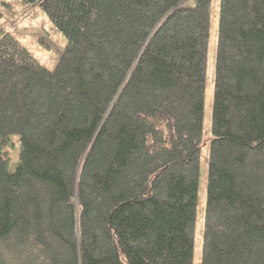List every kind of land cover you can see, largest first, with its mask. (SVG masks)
<instances>
[{
  "label": "trees",
  "instance_id": "1",
  "mask_svg": "<svg viewBox=\"0 0 264 264\" xmlns=\"http://www.w3.org/2000/svg\"><path fill=\"white\" fill-rule=\"evenodd\" d=\"M26 1L67 44L0 22V264H193L211 0ZM208 160L202 264H264V0H220Z\"/></svg>",
  "mask_w": 264,
  "mask_h": 264
},
{
  "label": "rangeland",
  "instance_id": "2",
  "mask_svg": "<svg viewBox=\"0 0 264 264\" xmlns=\"http://www.w3.org/2000/svg\"><path fill=\"white\" fill-rule=\"evenodd\" d=\"M197 0H186L194 6ZM220 0H211L210 38L207 53L206 91L203 115L204 142L201 146L197 219L193 264H202L203 226L207 201L209 166V137L211 136L212 107L214 101L216 50L219 27ZM0 22L11 30L40 60L53 69L63 55L67 39L58 30L40 5H31L26 0H0ZM9 168L14 169L19 161L20 139L11 135L6 146Z\"/></svg>",
  "mask_w": 264,
  "mask_h": 264
}]
</instances>
